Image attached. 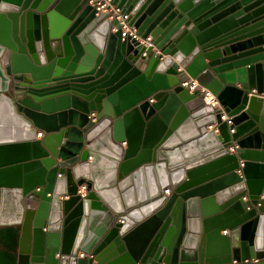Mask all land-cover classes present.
<instances>
[{
	"label": "water",
	"instance_id": "water-1",
	"mask_svg": "<svg viewBox=\"0 0 264 264\" xmlns=\"http://www.w3.org/2000/svg\"><path fill=\"white\" fill-rule=\"evenodd\" d=\"M112 1L0 0V264H264V0Z\"/></svg>",
	"mask_w": 264,
	"mask_h": 264
},
{
	"label": "built area",
	"instance_id": "built-area-1",
	"mask_svg": "<svg viewBox=\"0 0 264 264\" xmlns=\"http://www.w3.org/2000/svg\"><path fill=\"white\" fill-rule=\"evenodd\" d=\"M87 3L90 4L97 12H106L107 13V18L109 20H117L120 23L121 28L123 30L122 35H124V31L129 30V28L127 27V22H126L127 15L121 13L120 8L116 4H114L112 0H87ZM129 32H130V34L133 37L137 38V36L135 35L133 29L130 30ZM145 41H146L145 43H148L149 37H147ZM180 83H181V85L183 87H186L189 91H192V90H194L195 88H198V87L200 88V90L203 89L202 87H200L197 84V82L194 79H192L190 77L182 78ZM251 93H254V94L258 95L259 97H261L264 100V92L257 93L255 89H252ZM206 94H208V93H206ZM205 99H206V102L211 103L213 106H218L217 101L211 95H207L205 97ZM96 115H97L96 112L92 111V112H90L88 114V118L91 121L95 122L97 120ZM223 118L227 119L228 122H229L228 117L223 116ZM229 131L232 132L233 129H230ZM41 134L42 133L40 131L36 132V136H38V137H40ZM234 147L233 146L230 147L229 151L233 152ZM88 159H91L90 155L88 156ZM36 189H38V187H36ZM86 192H87L86 186H85L84 183H82L79 186L78 193L83 197ZM164 192L166 194H168L169 193V189L165 188ZM118 221L119 222H123V219L119 218ZM85 255H88V254H85V253L80 252V251L77 253L78 257H82V256H85ZM261 259L264 260V257L261 258ZM261 259L260 258H250L249 260L245 259L244 261H249L250 263H256V262H258Z\"/></svg>",
	"mask_w": 264,
	"mask_h": 264
},
{
	"label": "crops",
	"instance_id": "crops-1",
	"mask_svg": "<svg viewBox=\"0 0 264 264\" xmlns=\"http://www.w3.org/2000/svg\"><path fill=\"white\" fill-rule=\"evenodd\" d=\"M185 77L187 78V77H189V76H185ZM150 101H151V100H150ZM211 127H212V125H208V126H207V129H210ZM8 129L10 130L11 128L8 126ZM38 131H40V132L42 133L41 136H40V137H42V135H43L42 130H39V129H38L37 132H38ZM36 137H37V138H40V137H38V136H36ZM90 156H91V155H90ZM91 159H92V157H91ZM89 160H90V159H89Z\"/></svg>",
	"mask_w": 264,
	"mask_h": 264
}]
</instances>
